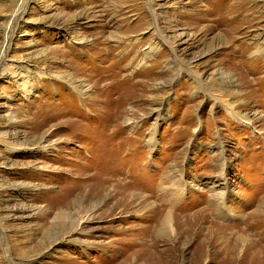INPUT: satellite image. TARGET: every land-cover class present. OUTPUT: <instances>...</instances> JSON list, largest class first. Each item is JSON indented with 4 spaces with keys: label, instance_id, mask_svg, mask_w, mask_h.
Returning a JSON list of instances; mask_svg holds the SVG:
<instances>
[{
    "label": "rangeland",
    "instance_id": "1",
    "mask_svg": "<svg viewBox=\"0 0 264 264\" xmlns=\"http://www.w3.org/2000/svg\"><path fill=\"white\" fill-rule=\"evenodd\" d=\"M0 264H264V0H0Z\"/></svg>",
    "mask_w": 264,
    "mask_h": 264
},
{
    "label": "bare ground",
    "instance_id": "2",
    "mask_svg": "<svg viewBox=\"0 0 264 264\" xmlns=\"http://www.w3.org/2000/svg\"><path fill=\"white\" fill-rule=\"evenodd\" d=\"M159 210L161 211L159 214H161L162 216L159 219V222L157 224V226H155L153 232L159 237V238H168L167 240L169 242L167 243H172L171 245H169V247L174 248V240H175V229H174V223H175V218L177 216H180V214H177V212L172 211L169 212L167 211L166 213L163 214V211L161 210V208H159ZM154 212L158 213V209L156 208V210L154 209ZM180 212V211H179ZM182 216V215H181ZM180 216V217H181ZM188 216V215H186ZM187 219V218H186ZM188 220V219H187ZM192 222V221H191ZM203 223V222H201ZM193 225V223H192ZM184 229V228H183ZM180 230V229H179ZM181 232V231H180ZM183 233V232H182ZM196 234V233H195ZM194 236H192L194 239H192L193 243L195 241H197L199 234H196ZM193 235V234H192ZM177 238V237H176ZM171 240V241H170ZM165 241V240H164ZM180 242V241H179ZM180 244V243H179ZM176 248V247H175Z\"/></svg>",
    "mask_w": 264,
    "mask_h": 264
}]
</instances>
